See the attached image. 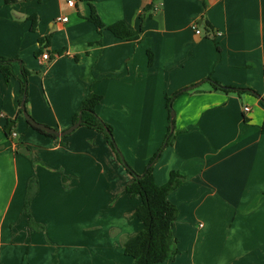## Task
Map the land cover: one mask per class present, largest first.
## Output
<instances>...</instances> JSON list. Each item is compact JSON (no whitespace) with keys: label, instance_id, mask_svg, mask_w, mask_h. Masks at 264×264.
Returning <instances> with one entry per match:
<instances>
[{"label":"crops","instance_id":"0c3cea01","mask_svg":"<svg viewBox=\"0 0 264 264\" xmlns=\"http://www.w3.org/2000/svg\"><path fill=\"white\" fill-rule=\"evenodd\" d=\"M91 3L105 25L142 22L140 39L99 32L86 1L0 0V56L31 71L28 114L62 131L89 93L100 94L96 113L112 126L122 159L142 173L168 130L166 98L186 88L171 104L175 137L152 169L158 185L171 171L183 177L168 194L180 252L156 264H264V108L255 95L210 82L264 97V0ZM13 69L8 82L0 72V264H133L121 244L142 228L132 216L141 199L125 191L132 176L95 129L54 138L28 125L18 113L19 64ZM9 120L16 137L4 131ZM32 176L29 211L41 230L23 212Z\"/></svg>","mask_w":264,"mask_h":264},{"label":"trees","instance_id":"16d2710c","mask_svg":"<svg viewBox=\"0 0 264 264\" xmlns=\"http://www.w3.org/2000/svg\"><path fill=\"white\" fill-rule=\"evenodd\" d=\"M19 0H3L4 3H14ZM77 1H86L90 6V13L86 17L91 21L100 32L102 29L110 30L116 37L126 40H139L142 33V22H140V27L138 29L130 28L124 21L119 20L111 24L105 25L94 5L91 3L92 0H77ZM151 5H147L144 8L145 11H149ZM144 13H140L141 21L144 18ZM32 29H35L36 26V16L32 15ZM41 45L48 44L49 37L45 36L39 38ZM41 49L38 50V53H41ZM47 51V50H46ZM148 63L152 62V53L148 50ZM18 63L20 67V74L18 76V81L20 85V102L27 100V82L28 75L31 71L27 69L18 58H9L5 56H0V72L4 76V79L8 82L12 77L15 76L13 65ZM210 81V79H207ZM211 86L214 90H221L224 92H233L236 94L250 93L259 97L260 103L264 108V97H261L254 89L248 87H236V86H224L219 84L216 81H210ZM193 87V86H192ZM190 87V88H192ZM186 88L174 92L171 96L166 98V107L168 110V121L169 126L164 138V141L160 148L154 153V155L149 160L148 164L145 166V169L142 173L134 172L129 165L122 159L120 152L117 149L113 128L110 124L103 121L98 114L96 113V105L102 101V96L95 92L89 93L81 102V105L78 111L72 116L71 125L81 120L80 126L84 125L88 128L95 129L101 132L108 145L116 153L117 158L121 163L126 167L133 180L128 183L125 187V191L131 196H139L141 203L136 207L135 211L132 213V216L137 217L142 222V228L131 235H125L122 237L121 244L124 249V253L133 259V264H156L164 262L167 260H174L179 254L180 250L177 246V239L173 235L172 228L174 221L178 214L177 207L168 199V194L176 189L183 182V177L176 171H171L169 179L166 183L158 185L155 182L152 169L153 164L156 159L159 157L161 150L172 143L176 132L174 129H171V123L173 124L174 118H171L170 111L172 110V100L174 97L179 95ZM189 89V88H188ZM21 107L18 110V113H21ZM9 120L5 127L12 122ZM27 124L30 125L29 121L26 120ZM31 126V125H30ZM36 131L48 135L50 137L57 138L53 134H48L42 131L41 129L31 126ZM14 125L12 124L10 132L7 133L11 136V133L14 131ZM261 132H264V117L260 126ZM37 192V179L35 176L29 178L26 186V195L24 199L23 212L28 218V226L32 229H43V226L36 224L29 211V205L33 196Z\"/></svg>","mask_w":264,"mask_h":264},{"label":"water","instance_id":"95a60500","mask_svg":"<svg viewBox=\"0 0 264 264\" xmlns=\"http://www.w3.org/2000/svg\"><path fill=\"white\" fill-rule=\"evenodd\" d=\"M194 87V86H193ZM20 107L22 109V115L23 117L29 121L30 125L35 127V128H38V129H41L42 131H44L45 133H48V134H53L57 137H62V136H66L68 135L69 133H71L75 128H77L80 123H81V120H78L77 122H75L74 124L70 125L69 127H67L66 129L62 130V131H58L52 127H49L45 124H42L40 122H37L35 121L31 116L30 114H28L26 108H25V102L24 100H21L20 102ZM171 118H174V112L171 111ZM13 122H10V124L6 127V130L5 132L6 133H9L10 132V129H11V126H12ZM171 129H173V124L171 123ZM20 152L22 153H27L28 150L26 148H21L20 149Z\"/></svg>","mask_w":264,"mask_h":264},{"label":"built area","instance_id":"2783aa9c","mask_svg":"<svg viewBox=\"0 0 264 264\" xmlns=\"http://www.w3.org/2000/svg\"><path fill=\"white\" fill-rule=\"evenodd\" d=\"M67 3L70 4V5H73V4H74V0H67ZM60 19H61V18H60ZM61 20H66V17L62 18ZM199 32H200V30H199L198 28H196V33H199ZM41 58H42V59H48V53H47V51H45V52H43V53L41 54ZM248 110H249L248 107H244V111H248ZM11 136H12V137H16V136H17V132H16V131H13V132L11 133Z\"/></svg>","mask_w":264,"mask_h":264},{"label":"rangeland","instance_id":"374dc122","mask_svg":"<svg viewBox=\"0 0 264 264\" xmlns=\"http://www.w3.org/2000/svg\"><path fill=\"white\" fill-rule=\"evenodd\" d=\"M171 111H173V112H174V109L172 108V110H171ZM171 111H170V113H171ZM170 113H169V114H170ZM161 145H162V144H161Z\"/></svg>","mask_w":264,"mask_h":264}]
</instances>
